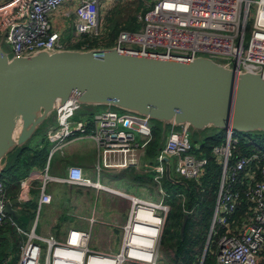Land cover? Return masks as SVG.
<instances>
[{"label":"built area","instance_id":"obj_1","mask_svg":"<svg viewBox=\"0 0 264 264\" xmlns=\"http://www.w3.org/2000/svg\"><path fill=\"white\" fill-rule=\"evenodd\" d=\"M102 3L103 0H0V37L4 36V47L11 48L12 57L68 50V42L54 28L52 17L61 12L66 4H71L72 7L64 10V14L68 19L73 18V42L80 43L84 38L101 39L104 36L101 28ZM263 18L264 0H157L150 11L139 18L143 28L138 32L121 31L113 47L125 53L180 61L207 57L227 68L264 73ZM82 109L95 108H83L67 100L54 113V122L48 126L46 133L49 144L46 165L43 169L32 168L20 182V196L26 194L30 184L37 182L41 183L42 204L51 202V196L45 193L50 182L62 181L78 187L104 189L99 181L86 177L79 166H69L62 179L51 173L54 158L65 156L71 142L83 139L93 140L98 149V177L104 172L135 169L151 174L159 192L164 194L165 158L170 159L173 174L186 182H200L206 175L209 158L195 153L188 126L179 130L172 127L156 163L148 165L143 160L153 140L151 120L112 108L79 118ZM235 133L227 130L226 142L212 151V157L221 166L222 172L211 238L215 228L219 227L222 233L216 243L218 264H259L264 253V153L242 156L231 165L234 150L239 144ZM241 189H244L243 192ZM244 200L248 203L245 219L233 226L231 219ZM9 201L7 185L0 180V225L10 221L17 226L6 213ZM18 230L23 233L20 228ZM130 233L125 231L123 240L124 251H130L126 259L119 254L93 252L88 247L90 234L76 229L68 232L64 243L53 236L45 239L28 235L30 239L23 248L20 264L29 247L37 248L39 258L36 264H39L43 248L34 242V237L48 245L46 264H137L140 259L131 258L137 251L124 247L132 242ZM83 242L85 250L79 248ZM67 246L75 248L73 254ZM75 254L79 258L71 260Z\"/></svg>","mask_w":264,"mask_h":264},{"label":"water","instance_id":"obj_2","mask_svg":"<svg viewBox=\"0 0 264 264\" xmlns=\"http://www.w3.org/2000/svg\"><path fill=\"white\" fill-rule=\"evenodd\" d=\"M109 107L191 132L233 130L264 134V73L227 68L207 58L171 60L125 53L117 48L42 51L12 57L0 37V176L10 158L30 145L60 105ZM166 179L189 189L165 158ZM11 199L6 213L25 222ZM188 216L184 217L183 235ZM212 229V228H211ZM208 243L204 252L206 256Z\"/></svg>","mask_w":264,"mask_h":264},{"label":"rangeland","instance_id":"obj_3","mask_svg":"<svg viewBox=\"0 0 264 264\" xmlns=\"http://www.w3.org/2000/svg\"><path fill=\"white\" fill-rule=\"evenodd\" d=\"M157 0H103L102 6H101V28L104 31L103 36V43L104 45H109L112 41V38H115L120 34L122 30H131L136 26H139L142 24L140 23V17H143L146 12H148L155 4ZM69 22L71 21L73 23V18L68 19ZM143 26L141 27V29ZM139 29L138 31H140ZM116 33L114 34V32ZM114 35V36H113ZM113 36V37H112ZM249 35L247 36L248 39ZM68 46L71 48L76 47L78 43L73 42V38L71 40L67 39ZM114 44V41H113ZM107 48V47H106ZM7 50L9 54L12 56V50L10 47H7ZM84 50V49H83ZM109 109V107H99L97 109H82L79 111L78 117L82 118L83 116H86L88 113H93L95 111H104ZM113 110H117L115 108H112ZM119 111V110H117ZM51 117L55 118V115L52 114ZM49 121H53L50 119ZM48 122L43 127V130L46 128L47 130ZM179 130V128H177ZM171 131V128L169 127L167 130V133ZM211 131H205L203 133H197L192 132L191 140L192 144L196 145L197 147H200V145L203 143L205 136L209 135L212 132ZM42 134H44V131H40V134L38 136L42 137ZM249 134V133H248ZM247 133H241L242 136L248 135ZM252 139V138H250ZM29 147L34 150H37V147H40L39 141L37 142L36 139H33V141L30 143ZM57 157V156H56ZM55 157V158H56ZM144 164H155L146 158V160H143ZM110 173V172H109ZM130 178L133 177H141L138 180L133 179V181H137L140 185V189H128V190H111L109 187L104 186L105 188L100 189V193L98 195L97 192H99L97 189H89L88 191L85 190L83 192V195L86 194V201L90 202L89 205L92 206L93 210L92 212H86V213H76L73 214L71 212V205L67 206V212L68 214L71 212L70 221L72 222H79L83 226H88V229L91 225V228L87 233L90 234V238L88 241V247L93 252H102L105 254H113L117 256L118 254L121 257L127 258V254L130 253V251H124L123 249V240L125 231H130V239L131 244L135 242L132 238V225L133 221L132 218H135L134 212L137 210V208L141 207L140 201L152 204L156 207H158L155 212L164 220V226L162 227V233L161 237L159 239V244L157 248V263L156 264H204L205 259L207 256L204 257V252L208 243L209 235L207 236V243L204 250H201L200 248L194 250L196 253L193 255V252L191 255H187L185 251H181V254H178V247H176L175 242L178 239V232L181 229L180 222L181 220H174L173 223L169 222V218L171 217V207L166 203V193L164 191V194L159 192L158 185L154 182V180L146 179L144 180L143 177L145 175H151V174H143L139 171H136L135 169H132L129 171ZM104 175V173H102ZM106 182L110 183L113 182L118 176H120L119 172H111L110 174H106ZM177 177V176H176ZM128 176L125 177V181H128ZM129 178V180H131ZM179 178V177H178ZM123 179V178H122ZM124 180V179H123ZM134 185L138 184L136 182ZM165 181L162 182V187L164 186ZM7 185V184H6ZM21 191V188H20ZM79 192L76 188H73V193L76 196V193ZM81 192V191H80ZM182 194L179 196L182 199H185L184 192L181 191ZM9 196H12V193L9 191ZM9 197V198H10ZM78 197V196H76ZM135 199V200H134ZM80 200V199H79ZM78 200V201H79ZM137 200V201H136ZM75 201V200H74ZM180 201V200H179ZM183 202V201H182ZM166 208V209H164ZM195 210L192 212H189V216H194ZM194 214V215H193ZM187 215V216H188ZM43 216V215H42ZM194 218V217H193ZM78 220V221H77ZM34 221V218H33ZM32 221V223H33ZM188 221V220H187ZM132 222V223H131ZM169 223H171V228L169 227ZM135 227V226H134ZM131 229V230H130ZM186 229V228H185ZM198 225L193 226L191 230L189 229L187 232L184 231L182 237H186V240L184 244L186 246L191 245L192 239L195 237V234L197 233ZM181 231V230H180ZM69 232V231H68ZM68 232L61 236V233L63 231L59 230L55 233V235H52L53 238L57 241H64L66 242L68 238ZM84 232V231H82ZM33 233H29L28 235H32ZM50 238L46 237L45 239ZM30 237L25 236V238L20 239L21 242V249L18 254V264H20L22 256H23V248L26 247L27 242L29 241ZM34 242L38 244L40 247L43 248L41 252V258L39 259V264H46V254H47V248L48 245L41 241L40 239H37L36 237L33 238ZM129 245V247L131 246ZM210 247L213 249L212 255H210V258H213L215 260L214 264L217 263V250L218 245L216 244V248L214 250L211 240L209 241V246L207 249V253L210 249ZM125 252V255L123 256ZM206 253V255H208ZM215 257V258H214ZM190 258H193L190 262ZM113 263V262H112ZM109 264H111L109 262ZM132 264V263H131ZM138 264V263H137Z\"/></svg>","mask_w":264,"mask_h":264},{"label":"trees","instance_id":"obj_4","mask_svg":"<svg viewBox=\"0 0 264 264\" xmlns=\"http://www.w3.org/2000/svg\"><path fill=\"white\" fill-rule=\"evenodd\" d=\"M141 27L142 26L139 25L128 31L138 32ZM115 33L116 31L114 32V34ZM117 38L118 36L116 37L115 35V38H112V41L109 45H104L103 37L101 39L94 40L84 38L80 43L76 45V47L71 49L91 50L96 48H111L116 44L115 40ZM97 108L99 107H96L95 109ZM152 126L153 140L149 144L147 150V158L152 163H156V158L158 157L164 144L162 141V124L156 121H152ZM212 132L213 133L205 136V139L199 148L196 149V145L193 144L194 151L195 153H197V155H202L209 158V165L207 167L206 175L200 180V182L187 181L189 184V189H186L184 186L172 184L165 178V183L162 187L167 196L166 203L171 207V217L168 220L169 222L173 223L174 220H181L180 227H182L184 217L187 216L189 212L195 210V215L193 214L194 216L188 215V221L185 231L187 232L189 229L191 230L194 225H198L197 233L192 239L191 245L186 246L184 244L186 237H182L180 231L181 229L179 230L178 239L175 242L176 247H178V254H181V251H185L187 255H191L192 252L194 255L196 253L194 250L198 248L204 250L208 239L207 236L211 231L222 172L221 166H219L212 157V151L214 147L223 145L226 142L225 130H214ZM235 134L239 139V144L234 150L233 157L230 161L231 165L235 164L236 161L242 156H252L254 154L264 153L263 133H249L248 135L244 136H242L241 133L238 132H236ZM48 146L49 145L46 144L42 148L37 147V150H34L33 148L31 149L28 145L27 148L18 150L15 154L12 155L7 168L0 176V180L7 184L8 198L10 197L9 191L12 193V196L9 198V200L14 199L19 195L20 181L28 175L29 171L34 166L45 167L49 152ZM177 179L183 180L178 177ZM243 190L244 189H241L242 192ZM181 191L184 192L185 196V199H182L183 202L181 201V197L179 196L180 194H182ZM247 209L248 203L244 200L239 205L237 212L231 219L233 226L239 225L245 219ZM13 220L17 224V226H14L10 221H7V223L0 225V264H18V254L21 249L20 239H24L26 236L24 233L19 232L18 228L23 231L27 228V225H25L24 222L15 219ZM171 223L168 224L170 229H172ZM216 231L217 234H215ZM215 232L213 233L211 238L214 250L216 248L217 240L222 231L219 227H216ZM212 252L213 249L210 247L207 253L208 255H206L207 258L205 259L204 264H214L215 260L213 258H210ZM192 259L193 258H190V262L192 261ZM259 264H264V253L262 254V258Z\"/></svg>","mask_w":264,"mask_h":264},{"label":"crops","instance_id":"obj_5","mask_svg":"<svg viewBox=\"0 0 264 264\" xmlns=\"http://www.w3.org/2000/svg\"><path fill=\"white\" fill-rule=\"evenodd\" d=\"M71 7H72L71 4H66V6H64L61 12L55 14L52 17L54 28L58 30L60 32L61 37L66 40L67 39L71 40L74 37L73 36L74 26L71 21L69 22L68 18L65 17L64 14V10H67ZM50 119H52L53 121H48V126L50 124H53L54 122V117H51ZM170 128L172 129V127ZM42 131H44L42 137L38 136L40 134L39 133L34 138L37 140V142L39 141L40 143L39 148H42L44 145L48 144V142L46 141V133H47L46 128L44 130L42 129ZM146 158L147 155L144 159L146 160ZM98 161H99V153L93 140L91 139L76 140L71 142V144L68 146L65 156L63 157L57 156L56 158H54L51 164V173L53 176L62 179L66 176V170L69 166H79L83 169L86 177L94 181H99L101 185L107 186L111 190H121V189L128 190L131 188L135 190H137V188L140 189L139 185L141 183L139 182L140 183L139 184L137 181H133V179L138 180L141 177H138L137 179V177L135 176L131 179L130 176L132 174L129 173L130 170L120 171L119 172L120 176H118L113 182L107 183L105 175L110 174L111 172L110 173L104 172V175L98 177L96 173V166ZM34 167H38V166H34ZM38 168L43 169L44 167H38ZM126 176H128L131 180L127 178L128 181H125ZM150 178L152 179V175H145L143 177L144 180ZM133 182H136L138 184L134 185L135 183ZM29 186L30 187L28 191H26L27 201L24 204H20L15 207L16 209H18L19 213L26 218L24 224L27 225V228L23 230L24 231L23 233L25 235L28 236V234L31 232L37 237L46 238L55 235L58 229L63 231V233H61V236L65 235L68 231L72 229H76L84 232L89 231L91 225L88 229L89 225L86 224V226H83L79 222L77 223L75 221L71 222L69 218L72 213L76 214V213H86L88 211L89 212L93 211L91 210L92 206L89 205L90 202L88 204V202L86 201V197H85L86 194L83 195V192L85 190L88 191L89 189H94V188L73 186L64 183L62 181L50 182L46 187L45 193L51 196V202L48 204H42L41 203L42 190L40 188L41 183L39 182L32 183ZM73 188H76L79 191L76 193V196L78 197H76L75 194L73 193ZM98 191L99 192L97 193L99 195L100 190ZM20 195L21 193H19V195L16 198L18 197L21 198ZM68 205L72 206L71 207L72 213L70 212L69 214L67 212Z\"/></svg>","mask_w":264,"mask_h":264},{"label":"bare ground","instance_id":"obj_6","mask_svg":"<svg viewBox=\"0 0 264 264\" xmlns=\"http://www.w3.org/2000/svg\"><path fill=\"white\" fill-rule=\"evenodd\" d=\"M263 21L264 18L262 22ZM157 208L158 207L147 203L142 204L141 207L137 208V210L134 212L135 218H132L134 224L132 225V238H134L133 240H135V242L131 244L130 248H133L137 251L134 252L131 258L134 257L140 259L138 264H156L157 262L158 256L156 250L161 237L162 227L164 226L163 218L155 213V209ZM67 247L70 253L73 254L74 252H72V250L75 248H71V246ZM85 247L86 244L84 242L79 245V248L82 250H85ZM124 247L127 248L129 246L126 244ZM76 250L78 249L76 248ZM24 256L25 257L22 264H36L39 258V253L36 247H29L27 248ZM104 257L108 258V256ZM77 258H79V256L76 255L71 260H77ZM110 263L116 264L112 262ZM105 264H109V262H106Z\"/></svg>","mask_w":264,"mask_h":264}]
</instances>
